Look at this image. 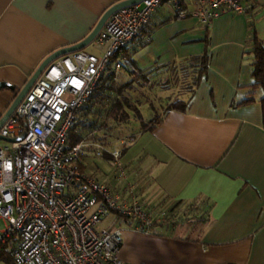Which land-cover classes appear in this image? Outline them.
<instances>
[{"label":"crops","instance_id":"obj_1","mask_svg":"<svg viewBox=\"0 0 264 264\" xmlns=\"http://www.w3.org/2000/svg\"><path fill=\"white\" fill-rule=\"evenodd\" d=\"M117 1L0 0V82L14 87H0V116L44 57L84 38ZM241 1L246 13H223L205 25L192 14L193 0H181L178 8L162 2L126 45L134 62L126 64L125 76L117 72V84L135 72L141 86L163 82L166 104L174 98L186 101L183 111H164V106L151 130L139 126L102 138L100 128L90 127L100 101L88 104L86 116L78 113L86 175L127 198L131 185L150 212L181 200L204 215L154 224L148 233L132 230L129 217L106 215L101 226L123 230L118 255L126 262L264 264L262 90L250 87L248 51L249 23L264 48V0ZM204 50L206 69L195 82L190 58ZM98 146L121 148V170L96 154Z\"/></svg>","mask_w":264,"mask_h":264},{"label":"built area","instance_id":"obj_2","mask_svg":"<svg viewBox=\"0 0 264 264\" xmlns=\"http://www.w3.org/2000/svg\"><path fill=\"white\" fill-rule=\"evenodd\" d=\"M180 1L141 0L112 12L90 49L50 61L0 126V135L12 139L0 146V249L13 240L12 264H137L118 255L122 228L103 227L101 220L120 214L133 219L132 230L148 233L155 221L165 219L163 209L150 212L131 185L127 198L86 175L80 165L82 142L69 148L65 142L77 109L111 57L123 53L155 7L169 2L178 8ZM193 2L192 14L204 25L223 13L245 12L241 0ZM96 154L121 170L120 147L98 146Z\"/></svg>","mask_w":264,"mask_h":264},{"label":"trees","instance_id":"obj_3","mask_svg":"<svg viewBox=\"0 0 264 264\" xmlns=\"http://www.w3.org/2000/svg\"><path fill=\"white\" fill-rule=\"evenodd\" d=\"M246 13V11L244 12ZM150 18V17H149ZM149 21V19H148ZM148 23V22H147ZM145 23V24H147ZM144 24V25H145ZM143 25V26H144ZM142 26V27H143ZM250 28V36L248 38V51L251 53V63H250V76L252 77V82L250 84L251 88H261L262 95L259 98L260 109H261V119L262 126L264 127V48L262 46V41L256 36L252 23H249ZM141 27V28H142ZM140 28V29H141ZM127 47H124V51L119 56L111 57L108 62L107 67L101 74L98 83L95 86L93 93L88 97L85 103H83L76 111L75 114V123L72 127H70L67 131L66 138V148H69L75 143L81 142L83 139L84 132H82L81 121L80 124H77V119L79 118L78 113L81 112L82 116H86L88 104L95 100H99L97 108L93 111L94 118L91 120L90 127L95 130V128H100L102 131L100 138H102L107 133L110 135L111 132H107L108 130H112L116 125L121 122L127 120L128 113L124 109L125 106L129 107L133 110V113L136 114V117L139 118L138 109L132 105L126 97H121L120 93L125 87L131 86V80L124 81L121 84H117V70H114L113 64L116 62L120 63L121 68H126L127 63H132L133 60L131 55L127 53ZM191 64L195 67V74L193 79L195 82L198 81L199 77L202 73H204L208 61V54L206 50H204L201 54L193 56L190 58ZM133 71H131L132 73ZM135 72L133 74H137ZM132 74V75H133ZM139 75V73H138ZM252 99H244L237 104H243L250 102ZM96 102V101H95ZM187 106V102L178 98H174L170 100L165 105V110L167 109H176V110H184ZM161 120V116L149 119L145 122H141L140 128L142 131L151 130L156 124ZM77 125L80 128H77ZM206 201L204 202V205ZM165 213V219L162 221H155L149 228L148 232H152L153 225L157 224L159 226H165L169 221L172 223H178L184 220H188L190 218H195L194 220L203 219V213H199V210L189 203H183L181 200L174 201L169 207L163 209ZM191 212L189 214V212ZM118 217H123L120 214H116ZM13 244V240L7 239L6 242L1 246L0 249V259L3 261H10V249Z\"/></svg>","mask_w":264,"mask_h":264},{"label":"rangeland","instance_id":"obj_4","mask_svg":"<svg viewBox=\"0 0 264 264\" xmlns=\"http://www.w3.org/2000/svg\"><path fill=\"white\" fill-rule=\"evenodd\" d=\"M87 49H90V46H86ZM120 69V70H119ZM118 69V73L120 74H127L126 68L121 67ZM132 76V75H131ZM138 73L135 74L132 77V84L130 87H125L121 93V97H126L127 100L134 105L138 111H139V118L136 117V114L133 113V110H131L129 107L125 106L124 109L128 113L127 120L121 122L120 124L116 125L112 130H108L107 132H111L110 136L118 137L123 134V132H126L128 129L135 130L138 129L141 122H145L149 119L155 118L160 116L162 112V108L165 106V93L163 92L165 87H163V82L161 83H155L154 85H150L147 83V85H140L138 84L140 79L138 78ZM130 80V78H128ZM172 83V82H170ZM168 83V92L170 95L176 93V91H173L174 88L172 85H169ZM185 83V82H184ZM182 85H185V84ZM173 87V88H172ZM152 90V93H151ZM148 98V100H147ZM147 100V101H146ZM108 134V133H107ZM124 141V140H123ZM6 144L5 140L0 139V146ZM111 163V162H110ZM189 212V211H188ZM191 212H189L190 214ZM183 232L181 233V235ZM4 264L3 260L0 259V264Z\"/></svg>","mask_w":264,"mask_h":264},{"label":"water","instance_id":"obj_5","mask_svg":"<svg viewBox=\"0 0 264 264\" xmlns=\"http://www.w3.org/2000/svg\"><path fill=\"white\" fill-rule=\"evenodd\" d=\"M139 1H141V0H120V1L113 3L112 5L107 7L102 12V14L100 15V17L96 21L93 28L90 30V32L84 38H82L80 41H78L76 43L60 47V48L52 51L51 53H49L46 57H44V59H42V61L38 64V66L32 72L30 77L25 81L23 86L20 89H18L17 91H15V95H14L13 100L11 101V103L9 104L7 109L4 111V113L0 116V126L7 119V117L11 114V112L14 110L16 105L19 103V101L23 98L25 93L28 91V89L30 88V86L32 85L34 80L38 77V75L41 73L43 68L50 61H52L53 59H55L56 57H58L60 55H63V54H66V53H69L72 51L80 50V49L86 47L93 40V38L96 36L98 31L101 29L103 23L105 22L106 18L112 12H114L115 10H117L118 8H120L122 6H125L128 4H135V3H138ZM1 86H7L8 88H10L12 90L14 89V87L11 84L6 83V82H0V87ZM21 137H22V135L18 138H21ZM0 139L6 140V141L12 140L11 138L3 137L1 135H0Z\"/></svg>","mask_w":264,"mask_h":264}]
</instances>
